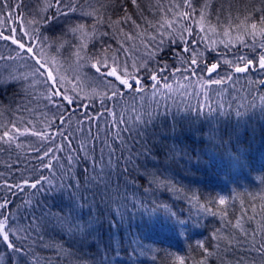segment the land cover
<instances>
[{"label":"snow or ice","instance_id":"6c2138e0","mask_svg":"<svg viewBox=\"0 0 264 264\" xmlns=\"http://www.w3.org/2000/svg\"><path fill=\"white\" fill-rule=\"evenodd\" d=\"M256 2L249 0L243 11L234 19L230 17L224 27L210 18L212 0H168L166 5L156 0L155 9L160 15L155 20L145 18L147 28L143 34L148 35L149 43L144 44L143 55L133 60L131 69L127 63L121 65L115 55L111 57L112 64L107 60L112 51L108 41L122 33V25L131 22L139 27L127 9L122 15L116 13L118 0H36L30 19L21 14V3L16 4L14 14L8 0L0 2V42L8 48L7 56L0 54V82H19L26 97L32 96L36 86H43L44 91L36 99L47 101L43 107L48 109L39 121L45 127H36L32 120L25 123L23 117L0 123V152L12 153L27 147L33 153L32 159L26 158L23 169L11 164L4 169L9 176L0 172V264H108L115 254L113 242L105 243L98 230L99 217L89 211L85 218L84 210L95 208L97 200L106 206L115 204L116 215L123 222L126 213L147 208L148 198L156 197L161 190L187 199L213 218L218 217L217 227L208 239L197 241L201 258L192 264H264V192L259 197V210L255 196L247 203L240 199L239 208L220 196L215 202L225 207L213 210L208 206L212 200L200 204L202 196L190 187H176L175 177L167 175L175 170L173 164L178 163V156H188L180 144L178 129L180 133H199L209 143L220 141L227 145L226 155L233 164L244 166L239 147L233 155V137H238L237 129L244 127L257 111L264 118V92L260 91L264 80L249 82L250 87L244 91L253 96V101L245 99L234 109V115L240 118L234 123L233 112L227 111L223 103L207 101L211 99L212 86H217L212 91L223 97V86L234 82L233 73L252 71L254 64L264 72V0H258L259 6ZM132 4L138 10L141 8L139 0H132ZM136 15L144 17V12L138 11ZM221 45L232 52L233 59L218 60L210 66L203 64L205 51L216 52ZM96 48L99 50L91 51ZM116 51L127 53L129 49L122 47ZM61 57L65 63L75 57V62L69 64L75 83L61 71ZM85 65L99 75L87 77L83 72ZM20 68L28 71L19 72ZM205 69L209 73L206 78L200 75ZM220 69L224 70L223 75ZM177 74L187 83H169ZM191 76L197 79L192 81ZM85 78L96 85L90 91L80 84ZM148 79L153 82V97L186 96V90L195 83L197 94L204 99L194 107L174 100L175 112L172 105L161 110L159 100L155 101L156 107L152 103L137 105L136 94L146 91L144 83ZM253 86L256 92L252 91ZM124 89L133 92L131 103L124 100L128 95ZM97 98L104 112L89 116L87 108ZM236 99L233 97V101ZM140 100L144 101L145 96L140 95ZM108 101L114 103L113 108H108ZM233 101H229V108H233ZM120 104L125 106L117 114L115 106ZM77 105L85 109L82 115L87 120L77 118L73 124L71 116L66 117L65 113L71 108L75 114ZM22 107L31 111L26 105ZM105 116L112 118L106 119L101 129L100 118ZM169 116L171 124H167ZM161 136L172 138L163 167L155 152ZM149 161H154L151 168ZM82 165L85 166L81 169ZM120 177L124 178L122 184ZM128 177L138 188L143 187L142 195L129 188ZM259 181L264 186V173ZM249 186H256L255 178ZM85 192L90 193L91 200ZM162 207L166 218L176 216L167 204ZM176 223L185 221L178 219ZM53 233L67 239L58 240ZM46 252L52 254L45 255ZM175 259L177 264H187L180 256Z\"/></svg>","mask_w":264,"mask_h":264},{"label":"trees","instance_id":"16d2710c","mask_svg":"<svg viewBox=\"0 0 264 264\" xmlns=\"http://www.w3.org/2000/svg\"><path fill=\"white\" fill-rule=\"evenodd\" d=\"M219 1V5L213 4V8L210 10V18L214 24L218 22L219 25H223L224 27H227L230 17L234 19L243 11L244 5L249 3V0ZM0 2H3V0H0ZM160 2L166 5L168 0H160ZM8 3L12 5L14 14L16 4L21 3L20 12L25 15L26 19L31 18L30 14L36 8V0H8ZM139 3L141 8L138 10L132 4V0H118L116 13L122 15L124 10L127 9L129 14L133 15L139 27L133 25L131 22L124 24L122 25V33H117L116 38L108 41L112 49L108 55L111 57L113 55L117 56L120 64L127 63L129 69H131L133 60H138L143 55L144 44L149 43L148 35L143 34L147 28L145 18L147 20H155L160 15L155 9L156 0H139ZM120 4L123 7H119ZM256 6H259L258 0ZM138 11H143L144 17L136 15ZM4 15H7V9H4ZM113 18H117L116 14H113ZM108 31L112 30L108 29ZM148 31L150 32V29ZM218 31H220L219 27ZM128 37H133V39H128ZM141 41H143V44ZM122 47L128 48L129 51L127 53L116 51L117 49H122ZM201 47L204 48V45H201ZM98 50L99 48H96L91 51L96 52ZM240 51L246 53L245 49H241ZM0 54L8 55V48L4 42H0ZM225 58L233 59L232 52L227 51L221 45L216 52L205 51L203 64L210 66L211 63L217 62L218 60L222 62ZM168 59L171 62V58L169 57ZM108 63L112 64V60L108 61ZM224 67L226 68V66ZM252 68L253 70L247 73H233L234 82H229L226 86H223L225 88L223 97L216 95V92L212 91L217 86H212L209 89L211 99L207 103L212 104L213 101L223 103L227 111L233 112V123L237 119H240L234 115V109L244 103L245 99L249 103L253 101V96L249 95L247 91H244L250 87L249 82L264 80V72L258 70V64H254ZM83 72L87 77L99 75L90 65H85ZM220 74H224L223 69H220ZM4 75L7 76V72ZM141 75L143 78V74ZM200 75L206 78L209 73L205 69ZM213 78L216 77L214 76ZM190 79L195 81L197 77L191 76ZM176 81L187 83L179 74L173 77L172 80H169V83H173L175 86ZM152 83L150 79L146 80L144 83L146 91L142 94H136L137 105L140 103H152V106L156 107L155 101L159 100L161 110L167 105H172V110L175 112L174 100L182 103L185 107H194L204 99L203 96L197 94V86L195 83L186 90V96L176 94L174 97L163 95L153 97ZM80 84L85 91H90L92 87L96 86L87 78L82 79ZM99 90L105 91L103 88ZM43 91V86H36L32 90V96L26 97L24 92L21 91V84L19 82L10 79L5 82H0V123H7L9 120L23 117L25 123L28 120H32L36 122V127H45L39 121L42 119V113L48 111V109L43 107L47 101L43 98L36 99ZM124 91L128 93L124 97V100L131 103L133 92L128 89H124ZM252 91L256 92L254 86L252 87ZM260 91L264 92V88H261ZM140 95L145 96L144 101L140 100ZM233 97H237V99L233 101ZM57 99L59 100V98ZM229 101H233V108H229ZM84 103L89 104V101L85 100ZM256 103H259L258 95L256 97ZM22 105H26L31 111H25ZM124 106V104L115 106L117 114H119ZM76 107L78 110L75 111V114H72L71 108L69 112L65 113L66 117L71 116L73 124H75L77 118L87 120L82 115L85 109L79 105ZM113 107L114 103L108 101V108L111 109ZM87 111L89 116H93L94 113L104 112L99 98L87 108ZM240 111L243 112L244 109L240 108ZM185 114L180 113V115ZM49 116H51V112H49ZM111 118V116L100 118L101 129L105 127L104 121L106 119L111 120ZM222 119L226 118L222 117ZM171 123V117L169 116L167 124ZM95 124L96 119L94 117L93 132H95ZM65 127H67V124ZM229 129H231V125H229ZM52 130L54 131L55 128ZM84 131H88L87 123L84 124ZM237 131L239 135L238 137H233L232 148L233 155L236 154L235 149L237 147L241 149V159L244 165L242 167H236L227 157V145H222L220 141L209 143L207 139L200 138L199 133H190L187 131L180 133L178 129L177 135L179 136L180 144L186 148L188 156H178V163L173 164L175 170L167 173L169 177H175V181L177 182L176 187L180 188L182 185L186 188L190 187L198 196L203 197L200 200V204H205L207 201L212 200L213 203L208 206L213 208V210H219L225 207L215 202L218 201L220 196L226 197L229 205L235 204L237 208L240 206V199H244L247 203L255 196L257 197L255 205L259 210L261 204L259 197L264 192V186H261L259 181V176L264 173V118H261L257 111L254 116L248 118L247 124L237 129ZM224 139H227L226 134ZM57 143H59V138H57ZM170 147H172L171 137H159L155 152L161 167L164 166L167 148ZM17 154L20 155L19 160L17 159ZM32 157L33 153L27 147L17 149L12 153L0 152V172H3L5 176H9V173L4 171L6 165L18 164L19 168L23 169L26 158L32 159ZM32 162L36 163L35 160H32ZM153 163L154 161H149L148 167L151 168ZM84 166L82 165L81 169ZM26 175H30V173H26ZM254 178L256 186L250 187L249 185L253 183ZM123 179V177L119 178L121 184L123 183ZM128 180L129 188L137 191V195H142L144 192L143 187L138 188L137 183H133L131 177H128ZM83 194L91 200L90 193L85 192ZM128 195L131 196V191H128ZM233 197H237V199L233 200ZM148 200L147 208H138L137 210L129 211L126 213L123 222L120 221L119 215H116L115 204L106 206L97 200L95 208L84 210L85 218H87L89 211H92L94 215L99 217L98 230L105 243L109 240L113 242L115 254L109 259L108 264H177L175 259L177 256L184 258L187 264H192L195 260L200 259L201 253L196 247L197 241H205L208 239L211 232L217 227L218 217L213 218L210 213H205L198 205H193L187 199H181L180 196L164 192L163 190L156 197H149ZM163 204H167L176 213V216L171 219L166 218L162 207ZM228 210L232 211V208L229 207ZM114 215L115 220H113ZM150 218L151 223L149 222ZM178 219L184 220L185 223H176ZM53 236L58 240L67 239L59 233H53ZM51 254V252L45 253V255ZM65 264H67V261H65Z\"/></svg>","mask_w":264,"mask_h":264},{"label":"rangeland","instance_id":"374dc122","mask_svg":"<svg viewBox=\"0 0 264 264\" xmlns=\"http://www.w3.org/2000/svg\"><path fill=\"white\" fill-rule=\"evenodd\" d=\"M219 2H220L219 0H213V4L214 5L215 4L216 5H219ZM215 12L218 13L217 11H215ZM73 51H75V49H73ZM65 55H70V54L69 53H66ZM60 59H61V63L64 65V67L61 69V71L64 72V74L67 75L68 78L75 83L76 82L75 81V75H74L72 69L69 67V64L70 63H74L75 62V57H71V59L69 60L68 63H65L64 62L63 57H61ZM107 60L108 61L112 60L110 55L107 56ZM26 71H28V69H26V68H20V71L19 72H26Z\"/></svg>","mask_w":264,"mask_h":264}]
</instances>
